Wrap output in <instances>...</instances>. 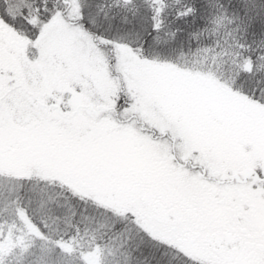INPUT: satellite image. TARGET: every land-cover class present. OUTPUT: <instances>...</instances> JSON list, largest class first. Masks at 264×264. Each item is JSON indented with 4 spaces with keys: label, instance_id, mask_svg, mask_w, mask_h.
I'll return each mask as SVG.
<instances>
[{
    "label": "snow or ice",
    "instance_id": "6c2138e0",
    "mask_svg": "<svg viewBox=\"0 0 264 264\" xmlns=\"http://www.w3.org/2000/svg\"><path fill=\"white\" fill-rule=\"evenodd\" d=\"M0 264H264V0H0Z\"/></svg>",
    "mask_w": 264,
    "mask_h": 264
}]
</instances>
